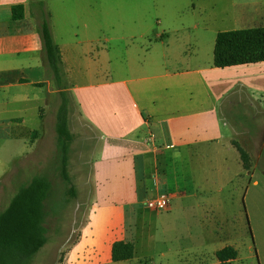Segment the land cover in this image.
<instances>
[{"label":"crops","instance_id":"obj_1","mask_svg":"<svg viewBox=\"0 0 264 264\" xmlns=\"http://www.w3.org/2000/svg\"><path fill=\"white\" fill-rule=\"evenodd\" d=\"M39 1L0 0V115H8L1 137L26 143L37 129L27 126L25 118L36 112L42 142L44 120L55 119L59 102L46 98L55 97L58 90L36 29L42 2L44 9L47 3L54 7L49 26L61 53L70 113L75 106L81 120L97 129L102 140L99 161L83 182L74 184L77 194L87 197L93 191L98 203L89 213L84 211L82 234L73 243L90 254L57 260L140 261L135 253L142 244L148 210L164 213L150 231L160 262L221 264L216 253L230 246L236 255L225 263L253 264L254 246L238 224L227 220L219 224L221 205L214 201L222 199L223 191L232 200L240 178L244 182L242 170L253 175L252 161L249 169L243 168L233 138L224 135L219 121L229 124L227 117L236 113L244 97L254 100L252 94L264 82V60L218 67L212 52L217 32L264 26V0H228L230 11L219 18L206 14L205 0L187 5L183 0ZM15 4L23 5L21 19L11 17ZM115 8L124 11L118 19L108 16ZM141 54L144 61L137 62ZM44 86L47 96L42 97ZM263 147L264 143L261 152ZM176 165L184 174L181 181L174 175ZM252 182L258 184L257 179ZM179 187L182 190H176ZM247 190L246 184L245 194ZM166 191L175 195L165 209L146 206L147 200ZM259 228L264 264V219ZM118 240L132 242L134 253L113 262L111 245Z\"/></svg>","mask_w":264,"mask_h":264},{"label":"rangeland","instance_id":"obj_2","mask_svg":"<svg viewBox=\"0 0 264 264\" xmlns=\"http://www.w3.org/2000/svg\"><path fill=\"white\" fill-rule=\"evenodd\" d=\"M188 1L191 0H183L182 2L187 5ZM193 1L196 2V0ZM205 1L207 15L211 13V16L219 18L224 17L226 12L230 11V6H227L228 0ZM190 9L191 7H189ZM79 10L85 11L86 9ZM45 11L48 21L53 24V5L47 3ZM121 12L124 13L122 9H109L108 16L118 19L122 16ZM86 14L88 15V13ZM96 14L98 15V13ZM75 22L76 20H73V23ZM154 24L156 23L154 22ZM222 26L225 27L226 25ZM227 26L232 27V25ZM135 60L137 62L144 61L143 54L136 57ZM110 74L113 75V73ZM259 86L261 87L260 91L252 94L254 100L244 97L243 102L235 107L236 113L227 117L229 118L227 119L229 124H224L222 120L219 121L225 136H230L239 145L249 150L253 175L250 177L245 170H242L241 176H244V182L241 184L240 178L237 194L232 200L226 199L228 197H225V191H223L222 199L214 201L221 205L218 207L221 212V215L217 218L219 224L220 222L222 224L226 223V220L228 223L232 221L238 224V227L244 233L245 240L254 246L256 254H253V264H262L261 235L260 228L258 231L257 227L260 223H263L264 219V161L262 159L264 157V147L261 152L264 143V82ZM46 89V86L41 88L40 95L42 97L47 96ZM46 99L47 101H53L54 99L57 103L60 102V96L57 93L55 97H47ZM72 107V112L69 113V128L74 137L70 145L68 171L71 182L76 186V183L85 180L91 165L99 161L102 140H100L97 129L82 121L75 106ZM31 111L33 112L34 109H31ZM6 116L8 115H0V209L8 203L19 186L26 184L35 174H46L52 183V199L46 202L47 215L44 222L47 240L33 255L29 264H61L57 258L62 256L68 255L72 258L89 256L90 253L87 250L74 248L73 243L82 234L80 221L84 218V211H86V214L89 213L90 210L97 207L98 203H95L97 200L93 199L95 196L93 191L87 197L85 194L76 193L75 197L66 200L65 184L61 180L54 163L56 150L54 119L44 120L41 129L45 131V137L42 142L39 141L38 134L33 139L34 143H32L31 137H27L28 139H25L26 143H23L13 137H1L7 130ZM25 124L30 126L32 130L37 129L40 131V120L36 112L27 114ZM231 126H234L235 133H233ZM243 131H246V135L241 134ZM41 161L45 162L43 166L39 165ZM162 170V168H159V174H162ZM173 170L174 175L181 181L184 174L180 165H176V169ZM255 179L258 180L257 185L252 182ZM246 184L248 190L245 194ZM176 190H182V187ZM145 213L149 218H147L143 227L141 247L135 253V257L139 258L140 261L131 260L129 263L164 264L160 262L157 251L154 250L155 248L150 240V235L153 234L150 232L153 229L152 223L159 220V218H163L164 213L158 214L160 217L148 210ZM156 224H158V221ZM251 234H253V241ZM242 254L246 255L245 250Z\"/></svg>","mask_w":264,"mask_h":264},{"label":"trees","instance_id":"obj_3","mask_svg":"<svg viewBox=\"0 0 264 264\" xmlns=\"http://www.w3.org/2000/svg\"><path fill=\"white\" fill-rule=\"evenodd\" d=\"M11 17L13 19L23 17L22 4L11 6ZM36 25L45 65L60 96L53 125L56 149L54 163L65 184L64 193L68 200L76 195V188L71 182L68 171L70 145L74 137L69 128L71 99L65 89L60 49L53 41L42 2ZM263 60L264 26L223 30L216 33L212 52L214 66L223 67ZM37 134L38 130H33L31 139L33 140ZM233 144L239 152L243 168L249 169L251 166L249 154L237 142L233 141ZM51 193L52 183L48 176L42 173L35 174L26 184L19 186L7 205L0 210V264H29L33 255L45 244L46 202L52 199ZM133 253L132 242L118 240L111 245L113 262L128 259ZM216 254L221 264H227L225 260L235 257L236 252L232 247L225 246Z\"/></svg>","mask_w":264,"mask_h":264},{"label":"built area","instance_id":"obj_4","mask_svg":"<svg viewBox=\"0 0 264 264\" xmlns=\"http://www.w3.org/2000/svg\"><path fill=\"white\" fill-rule=\"evenodd\" d=\"M174 195L175 194L173 192H161L154 198L147 200L146 206L153 210H163L169 205Z\"/></svg>","mask_w":264,"mask_h":264}]
</instances>
